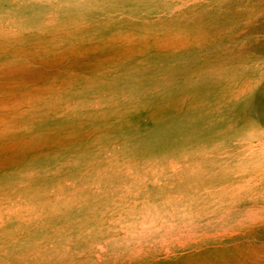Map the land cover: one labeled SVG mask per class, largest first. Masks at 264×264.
Instances as JSON below:
<instances>
[{"label": "rangeland", "instance_id": "obj_1", "mask_svg": "<svg viewBox=\"0 0 264 264\" xmlns=\"http://www.w3.org/2000/svg\"><path fill=\"white\" fill-rule=\"evenodd\" d=\"M261 10L264 0H0V34L9 29L50 34L65 28L71 31L67 37L87 34L100 45L109 30L127 42L165 34L221 46L232 34L237 41L259 38L247 50L258 55L264 53V14L249 20ZM194 19L202 23L199 31L189 26ZM228 20L234 24L226 31L222 26ZM206 22L212 30L203 28ZM240 27L245 32L237 34ZM147 62L136 78L108 67L102 80L116 86L97 90L82 103L66 97L67 92L61 100L66 97L70 105L63 113L143 107L147 92H163L171 82L160 77L168 65L156 73ZM213 63L201 69L204 76L209 70L217 74ZM57 97L54 102L61 101ZM216 112L207 101L181 122L179 132H198L200 123L212 127ZM3 122L0 118V127ZM142 122L88 133L53 128L43 159L26 156L3 177L0 208L7 211L0 214V264H264V221L258 222L253 199L258 159L249 149L252 128L238 123L232 133L210 137L189 130L181 144L149 153L150 139L137 128ZM2 131L0 141H6Z\"/></svg>", "mask_w": 264, "mask_h": 264}, {"label": "bare ground", "instance_id": "obj_2", "mask_svg": "<svg viewBox=\"0 0 264 264\" xmlns=\"http://www.w3.org/2000/svg\"><path fill=\"white\" fill-rule=\"evenodd\" d=\"M263 14L262 10L258 11L249 22L259 20ZM192 21L189 26L199 31L201 21ZM206 23L203 28L212 30L211 24ZM233 24L228 20L222 28L229 31ZM64 29L50 34L9 29L7 33L0 34V118L4 121L0 131L3 130L7 138L0 141V149L3 150L0 157V196L5 192L3 177H8L10 171L19 168L24 157L35 154L43 159L44 141L53 128L75 127L82 133H88L101 132L102 126L112 128L121 122H132L131 126L136 127V123L144 121L137 128L150 139L152 146L148 150L153 153L160 147L181 144L190 134L189 130L210 137L228 133L241 123L251 127L255 136L253 146L249 148L258 159L254 167L253 199L258 204V222L264 221V53H247L259 42V38L237 41L233 40L232 34L226 35L221 46L206 39L198 43L190 41L191 37L159 34L127 42L119 34L107 30L102 32L105 39L97 45L95 39L87 34L76 39L67 37L71 31L65 32ZM244 32V28L240 27L236 33ZM117 39L122 45L116 42ZM233 46L237 52L225 49ZM90 52L96 55L95 62L89 59ZM111 52H114L113 56ZM235 59L240 66L238 70L234 67ZM145 60L156 73L164 64L168 65V73L160 77L171 82L166 84L163 92H147L148 96H143V107L132 105L128 110L107 109L106 112L81 108L77 115L63 113L70 105L66 97H73L77 103H82L95 91L116 86L113 81L102 80L101 75L108 67L127 71L132 78H136L133 75L143 72ZM209 61L215 62L212 67L217 74L209 70L204 76L201 69L209 67ZM223 63L225 72L221 70ZM92 65V71L97 75H89L94 73L88 70ZM184 76L188 78L187 83L183 81ZM160 77L157 79L160 80ZM138 85L145 89L144 85ZM67 92L70 93L66 95ZM143 92L146 93V90ZM55 96L61 101L54 102ZM207 101L210 107L217 110L214 125L206 128V124L200 123L198 132L189 128L180 133L181 122ZM165 110L162 119L153 118ZM90 111L91 120H88ZM171 126L174 130L170 129ZM22 174H28V171L23 170ZM10 177L14 178L15 174ZM6 211L0 208V214Z\"/></svg>", "mask_w": 264, "mask_h": 264}]
</instances>
